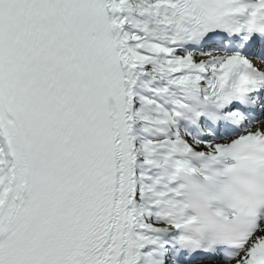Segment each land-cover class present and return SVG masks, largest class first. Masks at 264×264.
Here are the masks:
<instances>
[{"label": "snow or ice", "instance_id": "obj_1", "mask_svg": "<svg viewBox=\"0 0 264 264\" xmlns=\"http://www.w3.org/2000/svg\"><path fill=\"white\" fill-rule=\"evenodd\" d=\"M0 264H264V0H0Z\"/></svg>", "mask_w": 264, "mask_h": 264}]
</instances>
